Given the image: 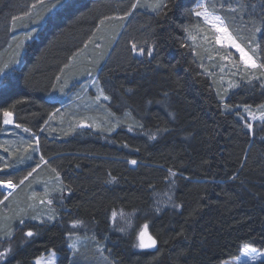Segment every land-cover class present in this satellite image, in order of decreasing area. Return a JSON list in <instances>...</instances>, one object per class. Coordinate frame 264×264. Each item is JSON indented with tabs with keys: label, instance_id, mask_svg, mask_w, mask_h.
<instances>
[{
	"label": "trees",
	"instance_id": "obj_1",
	"mask_svg": "<svg viewBox=\"0 0 264 264\" xmlns=\"http://www.w3.org/2000/svg\"><path fill=\"white\" fill-rule=\"evenodd\" d=\"M41 1L0 0V181L17 185L0 203L22 195L0 219V264L50 251L57 264H221L244 244L264 249V124L249 130L240 111L264 104V76L237 73L229 90L210 71L222 49L204 55L187 39L203 28L197 0H53L23 22ZM210 6L254 36L264 62V0ZM106 36L92 68L107 97L91 114L99 124L79 130L64 117L58 130L78 96L62 98L71 64L91 63L88 45L96 52ZM5 110L30 133L5 128ZM141 232L155 245L141 247ZM73 234L85 241L75 253Z\"/></svg>",
	"mask_w": 264,
	"mask_h": 264
},
{
	"label": "rangeland",
	"instance_id": "obj_2",
	"mask_svg": "<svg viewBox=\"0 0 264 264\" xmlns=\"http://www.w3.org/2000/svg\"><path fill=\"white\" fill-rule=\"evenodd\" d=\"M50 1H53V0H43V1L39 2L35 7L33 6L29 10V13L26 16H24L23 18H21L23 20V22L31 20L33 17H35L37 15L38 12L45 13L47 11L46 9L50 6V4H48V3H50ZM57 1H60V0H57ZM209 3L211 5L213 3V0H197L195 9L193 11V15L195 17H197L195 15V12L196 11H204V10H207L212 15H219L212 10L213 7L210 6ZM201 5H203L204 7L202 8ZM54 6L51 7L47 12H51L53 9H55ZM212 15L209 16V19L212 18ZM199 18L201 20V25L203 26V28H200V29H202V31L199 30L197 33V36L199 37V39H192L190 36H189V38H187L188 36H186V38L188 39V42L190 44H192L193 48H195V52L199 51L200 53H202L204 55H208V51L212 52V50H214V48L222 49L221 54L218 53V55H215L216 57H213V58H211V56H209L210 59L207 60L206 62L209 63L208 68L210 66L212 67L214 65H218L216 68L214 66L213 69H211V68H209V69L211 72L218 75L219 78L222 79L221 81L225 82L224 85H227L229 90H230V88L237 86V81H235V79H234V77L236 75H238L237 73L240 74L241 72H245L244 67H243V62L240 59V53L237 52L235 48L229 47L226 43L223 45L216 44L215 40H214V36L220 35V34L215 32V29L212 28L211 24L205 22L203 16H201ZM21 19H19L18 21H21ZM118 19H120V18H118ZM126 19H127V17H126ZM26 36H28V34ZM206 36L212 42V46L210 45L211 42H209V40L205 39ZM207 42H209V44H207ZM96 43L97 42H95V43L91 42L88 45L89 46L88 51L92 50V56L90 57L91 63H86V62L84 63V61H82V59H83V57L86 58L87 56H86V54L81 55L80 62L72 63L71 67L69 69V72H71V74L69 75L70 78L73 76V73H75V74L77 73L76 77L74 78L75 80L71 81L70 78L65 77V78H67L65 83H67L66 84L67 88H69L70 90L66 95H63L62 98L66 99V100H67V98L70 99L71 92H72V95L77 94L78 96L74 97L75 100H73L72 103L69 102L68 106H66V109H63L57 115L56 121L58 123L56 121H53V123H55V125L59 124V126L57 125L59 127L58 130L63 129L62 127L64 125V117H66V119L72 118V120H74L75 118H79L74 123V129H77V128L79 130L80 129L85 130V129H91V128L95 129V127H91V124H92L91 122H93V120L96 121L93 123L94 126L97 127V125L99 124V122H97V119H93V118L91 119V114H93L94 112H96V113L98 112L100 105H101L100 101H104L105 96H104L102 89L99 85L96 74L94 75V72H92V68L96 67L99 64L98 62L101 58L100 52L101 51L104 52V50L106 49V47L109 44L108 43V37L106 36L102 41L98 42V44H97L98 49L95 52L94 51L95 49L91 48V44L95 45ZM252 46L255 47V45H252ZM86 48H85V50H86ZM197 48H198V50H197ZM95 54H97V56ZM138 54H141L140 51ZM249 54H252V53L250 52ZM225 57H227V58H225ZM254 58L256 59V57H254ZM211 63H214V65L213 64L211 65ZM257 63H259V62L257 61ZM18 64H19V61L15 62L14 66L12 65L13 69L17 68ZM88 69H91V70H88ZM256 71L257 70H250V71L245 72V73L252 75V74H255ZM5 72H6L5 70L1 72L0 78L5 74ZM60 77H62V76H60ZM59 83L62 85L61 81ZM54 95L55 94L53 93L52 96H54ZM262 106H264V104H262L260 106H256V107L240 106L241 107L240 111L245 114V115H243V121L248 122V123H254L255 121H257V122L264 124V120L259 119L261 113L264 112V107H262ZM252 113H254L256 115L257 119L254 120L252 118V115H251ZM4 119L5 118L3 116V126L5 128L7 127L8 130H12L15 132L21 131L20 133L26 132L27 134L30 133L29 130L28 131L24 130V129H26L24 126L16 127L17 124L14 121L13 115L11 117V119H12L11 124H5ZM67 124L70 125L71 121L68 122ZM62 132L63 131H60V134L59 135L57 134V135L61 136ZM33 136L36 139L35 148H36V152H38L40 149V144H39V141H38L36 134H33ZM37 141H38V143H37ZM14 184H16V183H14ZM15 189L16 188L7 189L3 186H0V190L6 195V197H8L11 193H13L15 191ZM15 194H13L8 200L4 201L3 203L1 202L2 204L0 203V219L4 215L3 211L5 209L8 210V208L10 206L13 208V206L15 205V200L18 202V200L21 199L22 195L15 197L14 196ZM0 231H1V229H0ZM71 236H72V238L77 239V242L75 241L76 242V251H77L80 248L82 241L83 242H85V241H84V239L80 238L81 235H79V234L69 235L68 236V242H69L70 250H73L70 247V245L73 243V241H71L69 239ZM78 237L81 240H78ZM144 242L148 243L147 239H145V237H144ZM245 248H248L249 250L246 252ZM76 251L73 250L74 253ZM0 253H1V251H0ZM37 260H40L41 264H57L58 255L54 251H50V252H47V253L42 254V255L38 256L37 258H35L34 264H36ZM262 260H264V249L263 248H258V247H255L253 245H250V244H244V245H242L238 255H236L235 257H233L231 259L224 260L221 264H255V263L262 261Z\"/></svg>",
	"mask_w": 264,
	"mask_h": 264
},
{
	"label": "snow or ice",
	"instance_id": "obj_3",
	"mask_svg": "<svg viewBox=\"0 0 264 264\" xmlns=\"http://www.w3.org/2000/svg\"><path fill=\"white\" fill-rule=\"evenodd\" d=\"M137 5L133 4L132 8H135ZM201 7L203 8L204 6L201 5ZM214 7V6H213ZM220 7H224V5H220ZM232 11H235V9H232ZM195 15L197 17H204V20L206 23L211 24L212 28L215 29L216 33H219L220 35H216L214 36V40L216 44H227L229 47L231 48H235L237 52L240 53V59L243 62V67H244V71L248 72L250 70H259L261 76H264V62L261 63H257V60L254 58L255 57V53H256V48L260 47V45H256L255 47H253V42H254V36L253 37H243L242 35L236 34L227 24L226 20L224 18H222L220 15H212L210 14L207 10L204 11H196ZM212 15V18L209 19V16ZM198 27V26H197ZM202 31V29H199ZM262 31L261 28L257 27L254 29V33L255 32H260ZM192 39H195V37H191ZM206 40H209V38L206 36L205 37ZM209 42H211L209 40ZM243 45V46H242ZM133 50L135 51L137 49V45L135 43H133L132 45ZM247 49V50H246ZM140 53L143 54L144 49L140 48L139 49ZM252 54H249V53ZM227 58V57H225ZM105 99H107V97H104ZM264 107V106H262ZM247 110V109H246ZM12 112L11 111H7L5 110L3 112V116H4V123L5 124H11L12 123ZM252 118L255 120L257 119L256 115L254 113L251 114ZM259 119L264 120V112L261 113ZM16 127H20L19 124L16 125ZM246 127L249 130H252L253 125L251 123H248L246 125ZM25 131H28V129H24ZM154 139V137H153ZM38 143V141H37ZM5 151H7V149H5ZM41 159H43V157H41ZM132 164H135L136 161L133 160L131 161ZM10 165L5 163L4 167L7 168ZM2 170V169H0ZM33 172L35 171V169L32 170ZM32 175V172H29L27 176L24 177V180H27L29 176ZM24 180H21L20 183L22 184L24 182ZM0 186H3L5 188H16L17 185L13 183L12 180H6V181H0ZM7 199V197L5 198ZM50 203V201H49ZM123 215V214H122ZM113 216H115V213H113ZM49 219H54V217H49ZM81 222L77 221L76 223L73 224V228L77 227V225H79ZM34 235L33 232L29 231L27 233V236L32 237ZM144 235L145 233L141 232L140 234V239H141V247H152L155 245L156 241L153 240L151 237L148 238L149 242L145 243L144 242ZM70 247L76 251V243L75 241H73V243L70 245ZM249 249L245 248V251L247 252ZM8 254V252H4V253H0V259H3L6 255ZM54 255V254H53ZM36 264H41L40 260H37Z\"/></svg>",
	"mask_w": 264,
	"mask_h": 264
},
{
	"label": "bare ground",
	"instance_id": "obj_4",
	"mask_svg": "<svg viewBox=\"0 0 264 264\" xmlns=\"http://www.w3.org/2000/svg\"><path fill=\"white\" fill-rule=\"evenodd\" d=\"M7 189H9V188H7ZM93 234V233H92Z\"/></svg>",
	"mask_w": 264,
	"mask_h": 264
}]
</instances>
